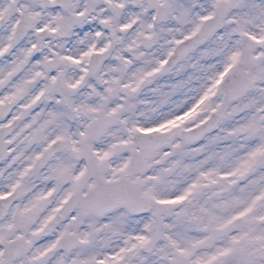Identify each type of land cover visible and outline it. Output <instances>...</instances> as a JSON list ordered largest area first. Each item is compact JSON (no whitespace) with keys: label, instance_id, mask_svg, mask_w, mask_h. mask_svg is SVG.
<instances>
[{"label":"snow or ice","instance_id":"obj_1","mask_svg":"<svg viewBox=\"0 0 264 264\" xmlns=\"http://www.w3.org/2000/svg\"><path fill=\"white\" fill-rule=\"evenodd\" d=\"M0 264H264V0H0Z\"/></svg>","mask_w":264,"mask_h":264}]
</instances>
